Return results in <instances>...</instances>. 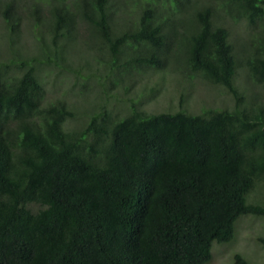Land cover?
Wrapping results in <instances>:
<instances>
[{
    "label": "trees",
    "instance_id": "16d2710c",
    "mask_svg": "<svg viewBox=\"0 0 264 264\" xmlns=\"http://www.w3.org/2000/svg\"><path fill=\"white\" fill-rule=\"evenodd\" d=\"M39 1L46 40L0 64V264H207L241 216L264 220V0H119L124 23L113 0H46L47 17ZM20 9L0 0L10 42ZM228 20L257 28L238 50ZM81 25L101 53L72 68ZM37 64L74 75L47 105ZM169 66L229 102L142 109L131 86Z\"/></svg>",
    "mask_w": 264,
    "mask_h": 264
},
{
    "label": "rangeland",
    "instance_id": "374dc122",
    "mask_svg": "<svg viewBox=\"0 0 264 264\" xmlns=\"http://www.w3.org/2000/svg\"><path fill=\"white\" fill-rule=\"evenodd\" d=\"M113 1L114 7H112V14H114V21L124 23L123 21L128 18L127 15L129 13L126 10H120L119 0ZM17 2L21 8L22 18L20 20L19 32L16 33L11 40L12 43L9 40L10 33L6 26L7 24L0 18V64L3 61L10 60V56L13 57L14 52L25 55L30 49L37 50L39 42L47 38L43 30L41 32L36 30L33 24L36 16H32V13L29 11L38 0H17ZM39 5V16L47 17L49 13L46 10L48 7L46 0H40ZM129 10L132 14L131 19L134 20L135 17L133 14L136 13L135 8L130 6ZM185 15H187V13ZM227 22V27L231 34L230 39L235 45L236 50L239 49L238 40L241 38L245 40L249 35L257 31V28H250L245 23L236 24L231 20ZM40 25L42 24L40 23ZM113 26L115 27L116 25L113 24ZM80 27H82V25ZM79 33L82 42L66 48L69 57L67 63H69L72 68H77L81 63L85 64V66H91L93 59L90 60V56L93 58L95 53H101V51L96 50V48H93V50L88 49L89 47L84 40L87 39L89 32L85 27L80 28ZM88 42L90 44H95L94 39H90ZM36 53H41L40 48L39 52ZM31 56H33V54H31ZM85 62L89 63L87 64ZM40 66L37 72L45 88L44 99L45 105H47L50 99L59 97L64 90L67 91L68 85L73 83L74 75L69 72V70H62L54 65L45 64ZM11 69H14V66H11ZM244 71L243 67L239 68L236 82L242 80L243 75H245ZM138 78L139 82L131 86L132 89L130 91L139 99L141 108L151 113L177 111L182 108L189 112H200L203 106L214 108L223 106L230 100V96L222 88L213 87V85H210L198 77H194L190 80V78L185 77V74L174 72L171 66L167 69L160 70L147 68V71ZM244 85L246 89L249 87L248 83H244ZM150 86L155 87V92H149ZM67 96H70V100L73 101L77 98L78 94L71 95V93L67 92ZM121 96L124 97L123 94ZM181 96L184 97L182 103ZM116 103L119 102L117 101ZM86 106L87 104L84 107ZM78 123L80 122L77 116L76 120H70L68 124L74 126ZM253 191L251 198L255 199L256 195H260L263 191V185L257 184ZM260 236H264V220L253 215L241 216L236 223V235L234 240L226 243L215 242L212 249L213 257L207 264H233L234 255L236 253H241L250 264H264V246L258 242Z\"/></svg>",
    "mask_w": 264,
    "mask_h": 264
}]
</instances>
